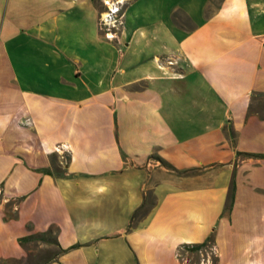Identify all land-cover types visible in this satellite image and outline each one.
I'll list each match as a JSON object with an SVG mask.
<instances>
[{
  "label": "crops",
  "instance_id": "crops-1",
  "mask_svg": "<svg viewBox=\"0 0 264 264\" xmlns=\"http://www.w3.org/2000/svg\"><path fill=\"white\" fill-rule=\"evenodd\" d=\"M103 9L0 0V264H264V0Z\"/></svg>",
  "mask_w": 264,
  "mask_h": 264
},
{
  "label": "built area",
  "instance_id": "built-area-1",
  "mask_svg": "<svg viewBox=\"0 0 264 264\" xmlns=\"http://www.w3.org/2000/svg\"><path fill=\"white\" fill-rule=\"evenodd\" d=\"M126 0H100L104 9L99 12L98 15V28L101 30L106 39H113L115 34V29L121 23L122 17V8ZM55 151L61 152L65 149V146H56ZM182 252H189L184 246H180L176 253L175 257L183 263L186 264H211V256L214 253L213 246L207 244L204 248H200L196 251L198 256L197 261H189L187 256L182 254Z\"/></svg>",
  "mask_w": 264,
  "mask_h": 264
},
{
  "label": "trees",
  "instance_id": "trees-1",
  "mask_svg": "<svg viewBox=\"0 0 264 264\" xmlns=\"http://www.w3.org/2000/svg\"><path fill=\"white\" fill-rule=\"evenodd\" d=\"M141 206H142V205H141ZM139 212H140V206L137 207V208L133 211V213H132V215H131V221H132V219H133L135 216L138 215ZM25 239H27V237L20 238L19 241H23V240H25ZM206 245H207V243H206V242H203V243L194 244V245H184V247L187 248L189 252H193V253H194V256H197L196 251H197L198 249H200V248H204ZM213 261H214V257L211 256V264L213 263Z\"/></svg>",
  "mask_w": 264,
  "mask_h": 264
},
{
  "label": "rangeland",
  "instance_id": "rangeland-1",
  "mask_svg": "<svg viewBox=\"0 0 264 264\" xmlns=\"http://www.w3.org/2000/svg\"><path fill=\"white\" fill-rule=\"evenodd\" d=\"M27 249H28V254H30L31 256L35 255L36 257H40L43 256V254L45 253V248L44 247H39L38 244L36 242H29L27 244ZM198 256H193L192 258L189 259V261L193 262V261H197Z\"/></svg>",
  "mask_w": 264,
  "mask_h": 264
}]
</instances>
